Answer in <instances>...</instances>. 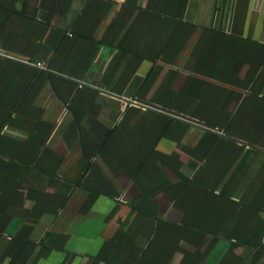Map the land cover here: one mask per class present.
Masks as SVG:
<instances>
[{"label":"crops","instance_id":"crops-1","mask_svg":"<svg viewBox=\"0 0 264 264\" xmlns=\"http://www.w3.org/2000/svg\"><path fill=\"white\" fill-rule=\"evenodd\" d=\"M44 16L73 33L50 52L52 59L61 49L65 54L53 59L61 73L34 81L23 107L25 78L0 74V107L13 109L19 123L3 129L22 144L50 130L45 146L54 153L42 160L59 167L0 168V264H264V103L250 113L258 115L259 128L252 142L237 140L243 145L239 154L221 139L206 141V126L190 114H175L178 108L168 114L191 125L175 122L170 135L161 128L158 137L145 124L136 135L138 117L156 109L151 101L164 96L168 77L175 79L171 89L177 94L194 74L233 89L230 97L240 89V100H226L222 107L237 110L252 92L250 81L264 80V0H0L1 29L30 30ZM39 41H33L34 49L42 47ZM0 53L17 59L28 52ZM71 79L96 89L101 108L93 117L104 126L115 125L130 105L141 108L121 126L129 132L112 142H138L141 149L156 141L158 152L147 155L150 163L140 175L143 189L132 178L139 158L128 159L118 149V160L107 147L96 160L98 177L89 164L79 173L91 189L57 181L77 172L84 157L82 135L68 139L65 132L75 117L67 104L77 91ZM199 82L189 94L198 93ZM245 82L246 87L236 85ZM92 120L86 116L82 125L90 128ZM248 120L242 115L239 123ZM20 149L16 159L34 158ZM248 149L255 151L251 161L244 158ZM4 150L1 160L10 159ZM196 177L208 181L209 191L184 184V178Z\"/></svg>","mask_w":264,"mask_h":264},{"label":"trees","instance_id":"trees-1","mask_svg":"<svg viewBox=\"0 0 264 264\" xmlns=\"http://www.w3.org/2000/svg\"><path fill=\"white\" fill-rule=\"evenodd\" d=\"M1 18L2 17H0V19ZM29 18L33 21L36 19V17L34 16H30ZM41 18L40 19L42 20V24L40 26L30 25L28 26L31 27L29 28L30 30L26 31L21 30L18 32L1 29L0 27V49L4 50L5 54H11L15 56L16 53L22 54L24 52H28L26 56H17V59L2 55L0 53V74L3 73L7 75V73L9 72L8 75L10 76L16 75L15 77H18L22 75L25 78V80L23 79L24 84H26L25 89L23 90L24 95L20 94L19 96L20 99H24L22 102V107L26 104V102L29 103L32 98L35 86L34 81L36 82L39 79L43 78L52 80L55 76H57V74L61 73L60 71L54 69L55 65L53 64V62L55 63V61L53 59H59V55L61 56L60 58L63 59L65 54H62L63 51L61 49L57 52L56 55L53 56L52 59V55H50V52H52V49L56 46V44H58L61 39L63 43V41H65V39L69 37V34L70 36L73 35V33L71 32L66 33L64 30L52 25L49 16H44ZM34 40H40L39 45L42 47L39 49H34V46L32 45ZM36 51L37 55H32ZM38 63H40L41 65H39ZM161 68V65H159L154 69L152 74H150L149 76V82L146 83L147 85L155 80ZM171 72H175V70L171 69ZM197 77L199 78L198 74L190 75L189 79L186 81V84L182 89V92L178 94L171 89L175 79L173 77H168V79H165L164 96H162L161 93H158L157 96L153 97V100L151 101V104L154 105V108L162 109L164 112L153 108H148L147 110L142 112L138 117L139 122H137L136 135L140 130H142L145 124H148L153 131H156L157 133H155L158 137L163 134L161 133V128H164V135H170L169 131L171 130L169 129V126H171L175 122L184 125V127L191 125L189 124V122L184 121L177 116L172 117L168 114V109L178 108L182 113H177L175 111V114L180 115L183 118H188L186 116L187 114H190L191 116L198 118V120H200V123L206 126L204 128V138L206 139V141H209L211 139V142H213L214 139H221L224 143L226 142L230 144L229 148L233 149L237 154H239L243 149V145L238 144L237 140L243 139L247 142H252L251 139L253 138V136H255L259 128V122H256V117L258 115L255 114L253 118L252 116L254 114L250 113L255 108H258L264 103V96L260 95L262 88H264V80L257 78L250 81L252 82V85H250V89L252 91L251 94L243 98L242 102H240L235 112H229L228 110L225 111L222 108L223 105L225 104L226 100L227 102L240 100L242 96V90L236 89L237 91H235L234 94H232L230 97L229 95L233 92V89L207 79L197 80ZM71 80L75 83L77 91L70 98V100L67 101V104L69 105V108L73 112L75 117L72 119L71 124L68 126L65 132L68 139H73L77 136L82 135L83 142L81 143V145L84 152V157L83 160H79L75 166L77 172L67 177H61L64 181H57L65 184L68 181L72 180L73 182H77L87 189L90 188L81 184L82 181L80 180L79 173L81 172V170L86 169L88 166L87 164H89L90 169H92L94 175L97 176L96 169L100 167L97 164L98 162L96 160L101 158L100 156L103 153L104 148L107 147L111 152L115 153L118 160L123 157L122 155H120V151L123 154L127 155L128 159L132 154L134 157L139 158L136 160V171H134V173L132 174V178L138 184V186L143 189L144 186L143 182L140 179V175L142 171H144V166L148 164V162L150 163L149 157L147 155L153 154V157L158 152V150H156L155 148L156 141L152 145H148L145 148L143 147L141 149L139 148V145H137L138 142L131 144L127 142H117L118 145L112 142L121 131H124L121 126L123 124L128 125L127 120L129 119V115L131 116V111L134 113L135 111L139 110L140 112L141 108L130 105L129 107H127L125 112L121 114L120 120H118L115 125H113L112 127L106 125L104 126L100 123L95 122L96 120L94 118L96 116V109L101 108V103L98 100V93L96 92V89L90 87L87 83H83V81L79 79ZM196 81H200L199 83H201L200 87L198 88V93L196 95H191L188 93V91L195 86ZM11 82L13 83L14 80H11L10 84ZM243 84L244 83H236V85L240 87L248 86V83L246 82L244 85ZM135 100L136 102H144L139 99ZM157 101L161 103H158ZM0 106H3V104L0 103ZM191 108L193 109L191 111H188V109ZM12 114L13 109L5 110L3 107H0V152H3V148H5L4 152H6V154L11 157L8 160H1L0 158V168H10L15 170L16 168L22 167L24 170L25 168H35L42 171L45 168H47L46 171H48V169H51L53 171H55V168L58 169L59 165H53L54 161L42 160V155L52 152L54 153V150L48 147V145L45 146V140L48 134H50V130L48 131L49 133L42 131L41 138H39V140L31 142L29 145L22 144L15 137L4 132L3 128L5 124L11 126L14 123H19L17 117L13 116ZM242 115H245L247 119L252 120H248L247 124H240V116ZM86 116L93 118V122L91 123L90 128L84 127L82 125ZM78 121L80 122V127L77 125ZM24 122L27 121L24 120ZM5 144H7L8 147H6ZM21 145L29 149V151L33 153L34 158L16 159L14 152H20ZM118 149H120V151ZM40 152V156L35 159ZM251 154L254 156L255 151L253 149H248L244 158L247 161H251ZM62 162L63 160H60L58 161V164H61ZM90 162L92 163L90 164ZM121 162L122 161H120V163ZM221 169L222 170L220 172H225L224 163L221 165ZM184 179V184L198 185L200 189L206 192L209 191L208 188L211 187L207 185L208 181H205V179L202 180L197 177L196 179L192 180H190L189 178ZM221 180L222 177H217L216 183L218 185L221 184ZM100 182L102 183L101 185H107L102 181ZM142 193L145 194V191H142ZM221 194L223 200H229L225 192H222ZM63 199L65 200V198ZM248 206L249 205H247L246 207L249 208ZM233 214H235L234 211Z\"/></svg>","mask_w":264,"mask_h":264},{"label":"built area","instance_id":"built-area-1","mask_svg":"<svg viewBox=\"0 0 264 264\" xmlns=\"http://www.w3.org/2000/svg\"><path fill=\"white\" fill-rule=\"evenodd\" d=\"M39 65H41L40 63H38ZM133 102V101H132ZM136 102V101H135Z\"/></svg>","mask_w":264,"mask_h":264}]
</instances>
